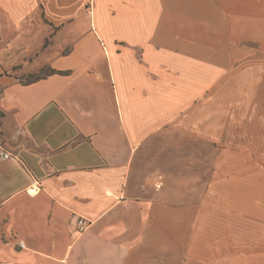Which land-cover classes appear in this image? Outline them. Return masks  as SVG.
I'll return each instance as SVG.
<instances>
[{"label": "crops", "instance_id": "0c3cea01", "mask_svg": "<svg viewBox=\"0 0 264 264\" xmlns=\"http://www.w3.org/2000/svg\"><path fill=\"white\" fill-rule=\"evenodd\" d=\"M0 264H264V0H0Z\"/></svg>", "mask_w": 264, "mask_h": 264}, {"label": "rangeland", "instance_id": "374dc122", "mask_svg": "<svg viewBox=\"0 0 264 264\" xmlns=\"http://www.w3.org/2000/svg\"><path fill=\"white\" fill-rule=\"evenodd\" d=\"M47 72L45 70L41 74H46ZM32 77L34 76L24 78L23 82H28ZM210 154L212 155V153ZM204 155L207 154L202 151L201 147L196 145L193 150L185 149L184 143L174 137V177H186L188 174L202 175L204 171L203 161L208 160L207 156Z\"/></svg>", "mask_w": 264, "mask_h": 264}, {"label": "built area", "instance_id": "2783aa9c", "mask_svg": "<svg viewBox=\"0 0 264 264\" xmlns=\"http://www.w3.org/2000/svg\"><path fill=\"white\" fill-rule=\"evenodd\" d=\"M1 158L2 159H9V158H13L9 153H5V152H2L1 153ZM15 158V157H14ZM33 191V190H32ZM87 228V224L86 222L83 220V219H79L78 220V226H77V231L79 233H82L86 230Z\"/></svg>", "mask_w": 264, "mask_h": 264}, {"label": "trees", "instance_id": "16d2710c", "mask_svg": "<svg viewBox=\"0 0 264 264\" xmlns=\"http://www.w3.org/2000/svg\"><path fill=\"white\" fill-rule=\"evenodd\" d=\"M54 73V71H48L46 74H53ZM38 79H40V77H37V76H35V77H32V79H30L29 81L30 82H34V81H36V80H38Z\"/></svg>", "mask_w": 264, "mask_h": 264}]
</instances>
